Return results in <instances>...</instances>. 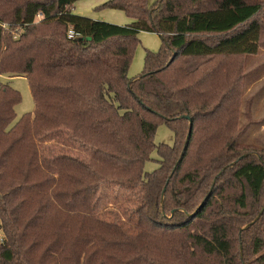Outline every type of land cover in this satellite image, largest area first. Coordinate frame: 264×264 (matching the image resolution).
<instances>
[{
	"label": "trees",
	"instance_id": "1",
	"mask_svg": "<svg viewBox=\"0 0 264 264\" xmlns=\"http://www.w3.org/2000/svg\"><path fill=\"white\" fill-rule=\"evenodd\" d=\"M78 1L0 18V76L25 78L34 104L14 122L20 95L0 82V264H264V149L226 133L227 62L264 45V2L110 0L117 26ZM140 33L162 45L129 79ZM159 124L184 128L181 150L155 146Z\"/></svg>",
	"mask_w": 264,
	"mask_h": 264
},
{
	"label": "rangeland",
	"instance_id": "2",
	"mask_svg": "<svg viewBox=\"0 0 264 264\" xmlns=\"http://www.w3.org/2000/svg\"><path fill=\"white\" fill-rule=\"evenodd\" d=\"M24 1L25 0H0V18L4 21L12 22L15 18V11L24 3ZM108 1L110 0H80L72 6V10L74 9L73 14L112 25H126V23L119 24V22H125L127 19L122 11L101 9V6ZM156 1L157 0H149V3L154 4ZM256 1L264 2V0ZM40 20L41 17L39 18L36 16L34 22H38ZM3 27L7 29V33L11 35L13 39H17V35L14 33L20 32L17 27L13 29L12 32L9 30L8 23H6ZM138 40L139 44L134 50L133 59L128 71L129 79H135L142 73L146 52H158L162 45L161 38L154 33H140L138 35ZM227 65L230 69L228 70L229 73H233L234 70H238L236 74L233 73L237 76L232 77V86L236 87V90L234 91L235 95L233 96L234 99L236 97L238 103L236 101L235 103L238 106L235 110L237 111V115H234L236 121L230 129H226V133L228 131H232L231 137L239 136L238 142L240 144L250 145L256 147L257 149H264V45L261 47L257 55L236 58L228 61ZM238 77L241 78L240 82L236 81ZM0 82L8 83V85L20 95L21 100L14 107V122L19 120L23 115L33 112L34 104L28 82L25 78H7L6 75H1ZM226 106L230 107L229 104H226ZM183 129L184 128L177 126L179 133L178 137H175L174 133L167 125L159 124L154 135L155 146L157 147L161 144L173 146L174 141H176L178 143V148L181 150L186 137ZM206 137V130L204 128L198 129L196 134L197 144L203 142ZM192 153L190 152V156ZM158 159V154L156 150H154L150 155V160L144 165V171L148 173L153 172L158 166L156 162ZM109 194L110 191L108 192V195ZM119 195H122V192H119ZM106 202H108V200L103 198V202L99 206L100 211ZM105 208H107V205L103 208L104 211ZM110 219H112V217ZM0 238L2 239L1 230Z\"/></svg>",
	"mask_w": 264,
	"mask_h": 264
},
{
	"label": "built area",
	"instance_id": "3",
	"mask_svg": "<svg viewBox=\"0 0 264 264\" xmlns=\"http://www.w3.org/2000/svg\"><path fill=\"white\" fill-rule=\"evenodd\" d=\"M37 17H41L40 15H37ZM69 39H73L74 37H78L79 35L77 33H75L72 29L68 30V34H67Z\"/></svg>",
	"mask_w": 264,
	"mask_h": 264
},
{
	"label": "crops",
	"instance_id": "4",
	"mask_svg": "<svg viewBox=\"0 0 264 264\" xmlns=\"http://www.w3.org/2000/svg\"><path fill=\"white\" fill-rule=\"evenodd\" d=\"M73 11H74V9L72 10V13H74ZM124 23L128 24V23H130V20L127 18L125 22H119V24H124Z\"/></svg>",
	"mask_w": 264,
	"mask_h": 264
},
{
	"label": "water",
	"instance_id": "5",
	"mask_svg": "<svg viewBox=\"0 0 264 264\" xmlns=\"http://www.w3.org/2000/svg\"><path fill=\"white\" fill-rule=\"evenodd\" d=\"M183 118H185L186 120H189V117H187V116H185V117H183ZM190 129H191V127H190ZM190 129H189V130H190ZM163 191H164V190H163Z\"/></svg>",
	"mask_w": 264,
	"mask_h": 264
}]
</instances>
